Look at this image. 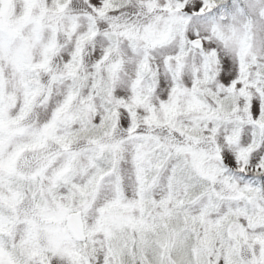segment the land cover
Wrapping results in <instances>:
<instances>
[{"label":"snow or ice","instance_id":"1","mask_svg":"<svg viewBox=\"0 0 264 264\" xmlns=\"http://www.w3.org/2000/svg\"><path fill=\"white\" fill-rule=\"evenodd\" d=\"M0 264H264V0H0Z\"/></svg>","mask_w":264,"mask_h":264}]
</instances>
